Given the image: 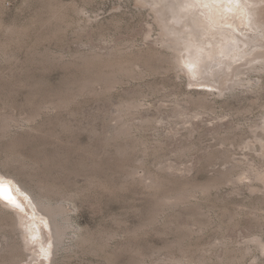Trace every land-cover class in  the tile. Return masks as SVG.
Masks as SVG:
<instances>
[{"label": "rangeland", "instance_id": "374dc122", "mask_svg": "<svg viewBox=\"0 0 264 264\" xmlns=\"http://www.w3.org/2000/svg\"><path fill=\"white\" fill-rule=\"evenodd\" d=\"M164 35L145 0H0V187L18 205L0 197V264H264V70L212 90L160 56ZM40 195L67 210L58 247ZM15 212L42 241L25 254Z\"/></svg>", "mask_w": 264, "mask_h": 264}, {"label": "bare ground", "instance_id": "6f19581e", "mask_svg": "<svg viewBox=\"0 0 264 264\" xmlns=\"http://www.w3.org/2000/svg\"><path fill=\"white\" fill-rule=\"evenodd\" d=\"M145 1L152 5L153 9L156 11L165 32L164 38L160 40V43L168 50L174 51L171 55L169 52V55H167V53L165 54L166 56L160 55L163 56V58L166 57L168 63L170 62L169 64L172 65V69L180 67L185 68L192 80L195 82L203 81V85L212 90L221 88L223 84L225 86V82L227 83V81L221 83V78L226 77L227 79L233 72L235 73V71L236 73L234 76L238 79L234 81L230 79L228 85L229 89H234L238 85L247 86L252 84L250 72L264 70V57L257 58L254 56L256 50L263 47L258 41L264 38V20L262 17L264 13V0ZM110 57L112 58V56ZM110 57H108L110 59L109 61H113ZM242 61L246 62L248 65L247 68L241 69L237 66V64ZM107 63L108 61L105 64ZM119 65L122 67V64ZM127 71H129V69ZM116 74L119 73L117 72ZM245 75L248 77L241 78ZM200 85L202 84L200 83ZM220 91L222 92V90ZM203 95H205V93ZM206 99V96H201L200 100H202L201 102H205ZM262 131L261 136L257 135L261 138L263 143L264 122ZM257 176L262 178L264 175ZM7 188L0 187L1 199L8 201L7 204L4 203L3 205L9 209L17 207L18 205L14 203L11 192ZM35 201L36 206H38L37 208L40 209L43 215L49 218L51 231L54 235L55 247L60 246L63 238L66 236L67 230L71 228L67 210L63 205H53L49 202V199L47 200L45 197H41V195L39 198H36ZM4 209L0 208V214H5V212L8 213V211H6L8 209ZM10 218L13 230L16 232L18 231L21 238V241L15 245V251H20L25 254L26 249L32 243L42 244L40 234L36 229L38 226H36L33 221L24 219L23 216H20L17 212L12 213ZM18 259L14 255L10 262L16 264L19 261Z\"/></svg>", "mask_w": 264, "mask_h": 264}, {"label": "water", "instance_id": "95a60500", "mask_svg": "<svg viewBox=\"0 0 264 264\" xmlns=\"http://www.w3.org/2000/svg\"><path fill=\"white\" fill-rule=\"evenodd\" d=\"M8 189V188H7ZM9 190V189H8Z\"/></svg>", "mask_w": 264, "mask_h": 264}]
</instances>
